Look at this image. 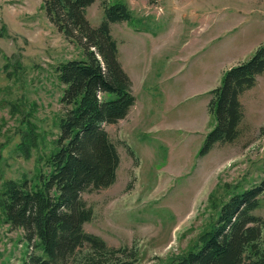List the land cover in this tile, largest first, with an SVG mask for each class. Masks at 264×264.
<instances>
[{
    "label": "rangeland",
    "instance_id": "rangeland-1",
    "mask_svg": "<svg viewBox=\"0 0 264 264\" xmlns=\"http://www.w3.org/2000/svg\"><path fill=\"white\" fill-rule=\"evenodd\" d=\"M104 1H123L133 15L111 29L136 103L104 125L121 164L112 186L83 195L94 212L85 230L136 247L138 264H176L232 195L264 178V74L240 97L239 137L199 156L216 124L210 92L264 45V0H96L87 10L95 27ZM43 4L0 0V198L8 182L48 172L63 106L56 69L84 58ZM254 213L264 217V197ZM25 248L0 205V264H21Z\"/></svg>",
    "mask_w": 264,
    "mask_h": 264
},
{
    "label": "trees",
    "instance_id": "trees-1",
    "mask_svg": "<svg viewBox=\"0 0 264 264\" xmlns=\"http://www.w3.org/2000/svg\"><path fill=\"white\" fill-rule=\"evenodd\" d=\"M151 3L156 0H149ZM96 0H44L51 23L75 43L83 59L68 60L56 69L64 86L60 102V134L47 158V173L37 182L10 181L0 205L12 229L23 230L26 244L21 264H138L136 247H112L89 233L93 220L86 193L109 188L117 181L121 158L104 125L124 120L136 103L133 82L124 70L111 26L130 22L123 2H103L104 18L97 27L87 17ZM264 74V45L254 56L226 71L222 86L212 90L209 112L215 128L199 156L217 144L233 143L244 119L241 95ZM264 197V178L225 202L212 229L196 248L176 264H264V217L254 212Z\"/></svg>",
    "mask_w": 264,
    "mask_h": 264
}]
</instances>
